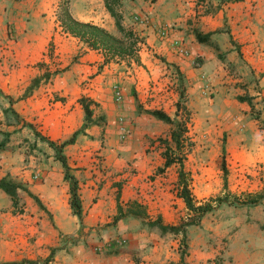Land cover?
<instances>
[{
  "label": "crops",
  "instance_id": "1",
  "mask_svg": "<svg viewBox=\"0 0 264 264\" xmlns=\"http://www.w3.org/2000/svg\"><path fill=\"white\" fill-rule=\"evenodd\" d=\"M63 1L0 0V181L19 186L16 207L0 188V264H215L207 262L213 253L191 250L187 237L190 249L182 259L181 235H161L143 223L147 220L128 216L112 223L116 195L124 209L135 200L163 225L187 218L176 194V166L156 174L164 159L157 160L155 140L166 137L169 126H159L143 111L160 109L174 117L178 102L189 111L198 80L200 97L209 85L213 103L220 88L223 115L226 104L242 111L227 112L226 122L200 136L206 146L226 136L227 190L230 176L236 179L231 189L240 185L243 191L244 173L255 175L250 171L257 163L264 169V0H206L203 14L197 0H120L122 25L142 40L140 64L105 65L101 51L62 29ZM67 8L74 20L119 37L104 0H67ZM135 13L148 15V24H134ZM194 31L210 34L218 51L198 42ZM46 73L50 79L24 97ZM238 96L250 97L252 106ZM81 97L93 102L87 127ZM188 128L187 135L193 134ZM80 130L61 153L77 180L81 222L72 213L55 150L35 135L58 144ZM195 187L192 183L197 200L200 186Z\"/></svg>",
  "mask_w": 264,
  "mask_h": 264
},
{
  "label": "trees",
  "instance_id": "2",
  "mask_svg": "<svg viewBox=\"0 0 264 264\" xmlns=\"http://www.w3.org/2000/svg\"><path fill=\"white\" fill-rule=\"evenodd\" d=\"M104 6L110 16L114 19L116 30L120 34L119 38L111 35L106 30L94 24L83 23L74 20L68 13L67 0H64L60 6L58 20L60 22V25L62 26V29L66 33L78 38L91 49L101 51L104 54V59L102 62L103 65L111 61L121 62L126 60H133L135 63L140 64L138 51L139 43H142V40L138 39L136 34L131 29H126L122 25V16L118 9V7L120 6V0H104ZM194 35L198 42L212 46L216 52L218 51V47L210 41V34H201L198 31H194ZM217 56L218 58L222 59L221 54L217 53ZM51 75L52 74L50 73H46L41 78L35 79L28 91L25 93L24 97H26L31 92V90L34 87L38 86L40 83H46L50 79ZM237 99L240 102H246L250 106H252L250 97L238 96ZM78 101L84 110L85 127H87L93 123V110L90 108V105L93 102L85 97H81ZM138 111L141 112V110ZM143 112L169 126V133L167 135L168 137L160 136L155 140L158 146L162 148L160 154L164 159L162 167L156 170V174H162L167 168L173 165L176 166V194L178 198H180L184 202L188 216L185 220H181L178 225H163L160 218H157L156 220H150L146 214L144 206L135 200L127 204V208L124 209L119 202L120 193L117 192V210L116 214L112 218V223H116L117 221L128 216H134L142 219L143 221L147 220L143 223L149 229H158L161 235H181V240L185 244L186 227L191 225H199L201 219L206 214L213 212L223 203L239 206H257L264 200V190L256 193H244L241 196H233L232 199H229L230 194L229 192H227V169L225 167V163L222 162V180L223 189L225 192L222 195L209 198L208 200L203 202L197 201L191 192V177L185 171L183 163V160L186 158V154L188 153L191 146V142H189V139L187 138V133L189 131L188 125L190 121V112L186 109L184 104L180 102L177 103L174 117L168 116L160 109L144 110ZM81 131L82 130L75 132L70 139L64 140L63 142L58 144H55L54 142L38 136V134H35L55 150V158L61 163L64 169V178L69 183V204L72 213L77 216L80 222L82 218V208L80 195L78 192L79 187L77 184V180L70 174L66 159L61 152L64 146L74 143L76 135ZM186 141L188 142L186 143ZM186 146L188 148L184 153V149L186 148ZM0 188L11 198L13 206L16 207L18 204L17 191L19 189V186L9 181L1 180ZM34 199L41 207L38 199ZM185 253V251L181 250L182 259ZM7 264H32V262Z\"/></svg>",
  "mask_w": 264,
  "mask_h": 264
},
{
  "label": "rangeland",
  "instance_id": "3",
  "mask_svg": "<svg viewBox=\"0 0 264 264\" xmlns=\"http://www.w3.org/2000/svg\"><path fill=\"white\" fill-rule=\"evenodd\" d=\"M197 2H200V5L197 3L200 8V14L206 12L208 8L207 1L197 0ZM136 19L142 20L143 23ZM148 19V15L135 13L131 21L134 24L146 26L149 22ZM118 36L120 37L119 33ZM140 44L141 43H139V46ZM198 73H200V70ZM198 82L200 83V80H198ZM199 83L198 90L200 93ZM206 89L208 91L205 96L200 97V94L196 92L192 93L191 96L192 105L189 109V126L193 134L187 135L189 142H191V146L186 154V158L183 160L184 167H186V170H189V175H193V177H191V185L195 183V188L197 189H199L200 186V191H198L200 197L197 201L201 202L222 195L225 192L222 180V156L224 154L223 144L226 141V136H220L217 144L214 146H206L200 141V136L203 134L206 135L205 130H209L213 125L217 127L221 123L226 122L227 112L228 114L242 112L237 104H226L224 108L225 113L223 115L222 112H220L222 111L220 105V88L216 89L217 97H215L214 103L211 101L213 94L212 91L209 90V85ZM239 117L242 122L246 123L243 115ZM157 122L161 127H168L162 122ZM187 142L188 141H186V143ZM187 148L186 146L184 153ZM161 150L162 148H160L158 144L156 148L153 149V151L156 152L157 160L161 158ZM253 169L254 171L250 172H254L255 175L244 173L247 184L243 191L238 188L240 185L235 187V189H231V186L235 185L236 179L230 176L227 190L230 194L229 199H232L233 196H241L244 193H256L264 190L263 165L257 163ZM227 174L229 175L228 169ZM151 178H153V176H151ZM204 184H207V190L205 191L201 189V186H204ZM263 226L264 200L255 207L223 203L216 211L205 215L199 225L188 226L186 228V237L188 244L194 246L191 250H200V253L204 254L210 252L214 254L207 262H214L215 264H264ZM181 238H179L180 249L187 252L190 248L186 243L184 244L182 242Z\"/></svg>",
  "mask_w": 264,
  "mask_h": 264
},
{
  "label": "built area",
  "instance_id": "4",
  "mask_svg": "<svg viewBox=\"0 0 264 264\" xmlns=\"http://www.w3.org/2000/svg\"><path fill=\"white\" fill-rule=\"evenodd\" d=\"M137 21H140L141 23H143V21L142 20H138V19H136ZM163 35V34H162ZM175 47L176 48H179V46H177V45H175ZM179 52H181L183 55H185V50H180ZM114 97H115V100H116V102H119L120 101V92H119V90L117 89V87H114ZM118 243L120 244V245H124V243H125V240L124 239H122V238H120L119 240H118ZM102 248L100 247H97L96 248V250H101Z\"/></svg>",
  "mask_w": 264,
  "mask_h": 264
}]
</instances>
